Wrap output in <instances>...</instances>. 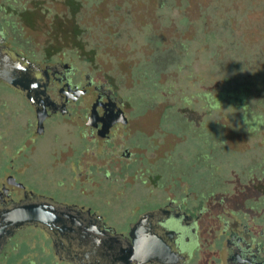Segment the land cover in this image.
Wrapping results in <instances>:
<instances>
[{
	"label": "flooded vegetation",
	"instance_id": "af4514ba",
	"mask_svg": "<svg viewBox=\"0 0 264 264\" xmlns=\"http://www.w3.org/2000/svg\"><path fill=\"white\" fill-rule=\"evenodd\" d=\"M26 1L0 0V45L41 64L55 110L48 109L39 123L24 94L0 79V201L42 195L71 204L103 245L101 254L85 258V264H120L112 252L121 237L129 236L140 213L160 207L150 219L173 231L175 244L164 264H264V196L257 199V211L249 202L227 206L217 200L212 161L199 169L194 166L201 160L185 153L159 152L155 140L185 132L184 121H158L172 125L165 129L140 123L152 105L128 102L121 82L85 50L38 52L32 45L39 42L24 34ZM47 9L45 15L52 16L53 9ZM75 22L80 31L78 18ZM44 137L49 139L46 154L38 153ZM130 178L149 181L143 194L128 184ZM42 182L49 187H40ZM140 201L147 204L138 206ZM121 221L124 228L116 225ZM54 245L45 228L22 226L0 245V264H81L61 256Z\"/></svg>",
	"mask_w": 264,
	"mask_h": 264
},
{
	"label": "rangeland",
	"instance_id": "374dc122",
	"mask_svg": "<svg viewBox=\"0 0 264 264\" xmlns=\"http://www.w3.org/2000/svg\"><path fill=\"white\" fill-rule=\"evenodd\" d=\"M25 7V37L40 44L32 47L87 51L96 66L121 82L128 102L152 105L140 123L165 129L172 125L158 121H184L185 132L155 140L159 152L185 153L201 160L194 166L199 169L212 161L216 199L227 206L249 202L258 210L264 128L249 131L238 108L225 101L212 106L205 93L222 87L226 75L264 71V0H27ZM48 143L42 138L38 153L46 154ZM130 183L141 195L149 181L130 178Z\"/></svg>",
	"mask_w": 264,
	"mask_h": 264
},
{
	"label": "water",
	"instance_id": "95a60500",
	"mask_svg": "<svg viewBox=\"0 0 264 264\" xmlns=\"http://www.w3.org/2000/svg\"><path fill=\"white\" fill-rule=\"evenodd\" d=\"M40 74L39 62L5 44L0 45V79L24 94L34 106L39 123H42L48 109L55 110V106L46 91L47 74ZM161 210L162 207L145 210L131 223L130 237H121L120 244L112 252L117 262L164 264L170 261L175 252L174 232L150 219ZM79 215L71 204L42 195L8 203L0 201V245L18 228L39 225L51 233L56 251L61 256L85 264V258L101 254L103 245L100 238L88 233Z\"/></svg>",
	"mask_w": 264,
	"mask_h": 264
},
{
	"label": "trees",
	"instance_id": "16d2710c",
	"mask_svg": "<svg viewBox=\"0 0 264 264\" xmlns=\"http://www.w3.org/2000/svg\"><path fill=\"white\" fill-rule=\"evenodd\" d=\"M262 57V54L256 55V59ZM239 65L238 61L233 64L236 68ZM222 82V87L205 93L209 104L220 106L225 101L240 110V119L249 131L264 128V71L260 68L244 77L236 73L226 75Z\"/></svg>",
	"mask_w": 264,
	"mask_h": 264
}]
</instances>
